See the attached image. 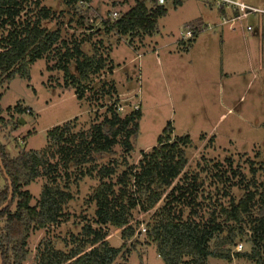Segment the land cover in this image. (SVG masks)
Wrapping results in <instances>:
<instances>
[{
    "label": "rangeland",
    "instance_id": "obj_1",
    "mask_svg": "<svg viewBox=\"0 0 264 264\" xmlns=\"http://www.w3.org/2000/svg\"><path fill=\"white\" fill-rule=\"evenodd\" d=\"M38 1L54 13L46 25L51 29L61 28L63 38L69 43L87 38L91 25L93 30L103 26V20L112 19L113 12L119 11L122 15L135 2L90 0L88 6H81L70 0ZM239 1L264 8V0ZM164 6L167 13L159 18L158 28L151 36H135L130 40L129 36L103 30L82 43V50L92 54L93 44L101 40L100 50L104 55L109 53L114 66L112 73L102 71L93 78L90 84L93 88L82 100L77 98L74 87L66 86L64 71L56 65L58 57L37 60L30 67V80L20 79L28 98L11 90V83L0 88L3 112L0 141L10 156H16L21 150H41L47 145L48 130L67 121L76 124V131L90 130L93 123L103 119L107 107L118 95L126 110L138 104L142 111L138 133L132 140V152L125 153L117 144L112 153L100 157L96 163L60 172L58 180L68 186L72 200L64 209L61 223L31 231L29 254L23 264H33L39 249L48 241L64 248L65 241L80 234L83 225L90 223L97 227L96 205L91 200L100 183L97 169L101 165L115 166L112 179L118 182L123 172L132 166L138 168L143 153L157 145V138L168 122L172 123L174 137L188 135L191 139L186 149L187 180L180 184L183 189H189V182L196 179L194 184H198V189L190 195V189L182 191L185 196L178 204L184 217L194 215L208 220L220 204L228 206L231 200L237 202L264 179V169H261L264 168V14L242 15L221 24L222 13L213 0H182L180 4L166 0ZM34 12L36 8L28 16L33 17ZM196 22L211 24L213 28L202 30L192 40L182 41L186 26ZM4 32L0 30V35ZM189 48L190 52L186 53ZM70 69L75 73L74 61ZM112 82L117 93L97 95L103 84L108 90ZM127 95L131 96L123 100ZM17 107L26 111L18 112ZM91 166H96L92 175H83L81 171ZM46 180L47 177H39L26 187L32 194V205L37 204ZM129 180L131 177L126 179L128 191L132 192L135 188L129 189L132 185ZM178 183L179 180L174 182L168 196L156 208L171 201L172 196H180L179 190L171 194ZM120 186L118 183L117 189ZM155 209L145 213L140 204L132 209L134 222L139 221L140 225L133 241H125L118 262L164 264L155 244L148 242L143 230ZM106 228L110 245L120 247L124 243L121 230L111 225ZM240 243L242 252L250 251L251 242L243 236L237 238L231 252H236ZM208 261L209 264L254 263L247 257H235L232 262L210 257Z\"/></svg>",
    "mask_w": 264,
    "mask_h": 264
},
{
    "label": "trees",
    "instance_id": "obj_2",
    "mask_svg": "<svg viewBox=\"0 0 264 264\" xmlns=\"http://www.w3.org/2000/svg\"><path fill=\"white\" fill-rule=\"evenodd\" d=\"M70 2L76 4L79 0ZM173 2L180 4L181 0ZM35 8L34 16H28ZM220 11L226 13L223 8ZM166 13L165 6L157 5L156 0H135L134 5L117 19H105L103 26L95 30L91 25L86 32L87 38L69 43L63 38L61 28L51 29L46 25L54 13L40 6L38 0H0V30L5 31L0 35V88L15 78L30 80V67L37 60L58 57L56 65L64 71L66 86L74 87L77 98L82 100L93 88L90 86L93 78L102 71L112 73L114 70L109 53L104 55L100 50L101 40L93 44L92 54L82 50V43L103 30L129 36L130 40L135 36H151L158 28L159 18ZM72 61L75 62V73L70 69ZM115 92L114 82L108 84V90L103 84L96 91L102 96H112ZM118 104H122L120 95L107 107L103 119L93 123L90 130L76 131V124L71 121L51 128L47 132V145L41 150H21L16 156H10L0 141V157L13 187L11 203L0 212L3 264H23L29 254L31 231L62 222L64 209L73 195L67 185L60 184L61 171L96 163L100 157L112 153L117 144L125 153L134 150L132 140L138 133L142 111L130 108L121 113L117 110ZM16 109L21 113L26 111L22 107ZM2 113L0 107V123L3 122ZM173 133L172 123L168 122L157 138V145L143 153L138 168L132 166L123 172L118 182L112 179L116 167L101 165L97 169L100 183L91 198L96 205L94 221L98 226L83 225L80 234L65 241L64 248H57L54 242L48 241L42 250L39 249L33 264H122L117 260L124 252L125 241H133L140 225L139 221L134 222L132 209L140 204L145 213L151 212L168 196L167 192L176 180L179 183L171 189V194L179 190L180 196H172L171 201L155 209L145 232L164 264H209L210 257L226 262H232L235 257H247L253 264H264V179L254 184V188L237 202L231 200L228 206L220 204L208 220L197 219L194 215L184 217L178 202H182L184 190L190 189V195L198 189V184H194L195 178L189 182V189H183L180 184L187 180L184 173L188 164L186 149L191 139L188 135L176 138ZM95 169L96 166H91L81 172L92 175ZM42 176L47 180L37 204L32 205V194L26 187ZM130 177L132 185L129 189L135 188L132 192L128 191L126 182ZM0 180L1 206L8 199L10 190L1 166ZM118 183L121 186L117 189ZM108 225L121 230L124 243L120 247L110 245ZM243 236L251 242L250 251L231 252V246Z\"/></svg>",
    "mask_w": 264,
    "mask_h": 264
},
{
    "label": "built area",
    "instance_id": "obj_3",
    "mask_svg": "<svg viewBox=\"0 0 264 264\" xmlns=\"http://www.w3.org/2000/svg\"><path fill=\"white\" fill-rule=\"evenodd\" d=\"M214 5L217 6L219 9L223 8L226 13L221 14V24L227 23L229 20H235L236 18H239V16H248L251 13L256 14H264V8H257L252 5H248L246 3H243L239 0H213ZM166 3V0H156L157 5H164ZM79 4L81 6H88L87 1L79 0ZM230 10V13L228 14L227 11ZM120 16L119 11L113 12V20L117 19ZM197 24L190 23L186 26V30L182 35L181 40L182 41H189L193 39L198 33H200L204 29H210L213 28V25L211 24H204L201 22H196ZM126 104H118L117 110L119 112H125L126 111ZM133 109H140V105L134 104L131 106ZM144 231H146V228H143ZM243 250V244H237L236 251H242Z\"/></svg>",
    "mask_w": 264,
    "mask_h": 264
},
{
    "label": "water",
    "instance_id": "obj_4",
    "mask_svg": "<svg viewBox=\"0 0 264 264\" xmlns=\"http://www.w3.org/2000/svg\"><path fill=\"white\" fill-rule=\"evenodd\" d=\"M20 81V78H16L14 79L9 88L15 92H17L18 94H20L21 96H23L24 98H28V96L26 95L25 93V90L22 88V86L20 85L19 83ZM131 95H127V96H123V100L125 99H128ZM0 166L4 172V175L6 177V179L8 180L9 182V185H10V190H9V197L8 199L6 200V202L0 206V212H2L5 208H7L9 206V204L11 203L12 199H13V187H12V182L10 180V177L9 175L6 173L5 171V168H4V165H3V162H2V159L0 157ZM0 264H3V260H2V257H1V252H0Z\"/></svg>",
    "mask_w": 264,
    "mask_h": 264
},
{
    "label": "crops",
    "instance_id": "obj_5",
    "mask_svg": "<svg viewBox=\"0 0 264 264\" xmlns=\"http://www.w3.org/2000/svg\"><path fill=\"white\" fill-rule=\"evenodd\" d=\"M181 2H182V0H181ZM227 13L229 14L230 13V10L229 11H227ZM249 28H252L251 26H248ZM263 29H264V26H263ZM190 50H191V48H189V49H187L186 50V53H189L190 52Z\"/></svg>",
    "mask_w": 264,
    "mask_h": 264
}]
</instances>
